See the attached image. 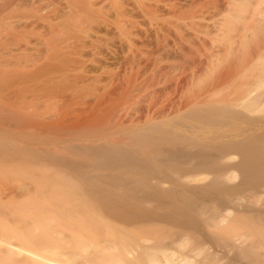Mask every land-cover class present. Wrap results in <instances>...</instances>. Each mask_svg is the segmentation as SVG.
Wrapping results in <instances>:
<instances>
[{
    "label": "bare ground",
    "instance_id": "obj_1",
    "mask_svg": "<svg viewBox=\"0 0 264 264\" xmlns=\"http://www.w3.org/2000/svg\"><path fill=\"white\" fill-rule=\"evenodd\" d=\"M6 20L15 30L9 40L44 29L49 49L42 45L54 58L39 70V101L107 67L126 75L124 97L156 86L164 72L185 69L197 27L208 26L211 33L198 31L219 44L236 33L239 46L211 50L214 42L207 39L209 49L201 36L211 54L202 76L232 57L223 80L172 112L83 129L60 150L50 137L28 140V119L0 106V177L37 190L20 201L0 198V264H264V0H0ZM255 35L261 41L248 58ZM10 120L24 133H12ZM211 243L222 254L209 251ZM229 253L235 259L222 263Z\"/></svg>",
    "mask_w": 264,
    "mask_h": 264
},
{
    "label": "rangeland",
    "instance_id": "obj_2",
    "mask_svg": "<svg viewBox=\"0 0 264 264\" xmlns=\"http://www.w3.org/2000/svg\"><path fill=\"white\" fill-rule=\"evenodd\" d=\"M11 20H18V19L13 18ZM0 22H1L0 28L2 30H3V28L5 30L7 25L10 24L9 23L10 20L0 21ZM16 23H17L16 26H18L19 22H16ZM11 24H13V22ZM10 26L12 27V25H10ZM16 26L14 27V29L16 28ZM9 27H8V29H6L7 33L4 30H3L4 33L0 32V36H1L0 37V44L2 43L0 46V56H1L0 58H2V59H0V83H2L0 85V87H1L0 88V99L2 100L1 94H2L3 98H4L5 94L8 92H9V94H12L14 91L11 89L14 86H15V88H13L14 90H16V91L19 90L22 92L24 91L23 92L24 94L21 92H18V93L23 94L22 97H20V95L15 96L17 94V92L13 93V94L16 93L15 95L12 94L13 97H11L12 95L9 96V94H7V96L11 97V99H9V97H8V99L12 100L11 101L12 105H9L10 102H8L9 101L8 100V101H5L7 104H5L3 102L2 104L0 103V106H2L3 109L6 108L7 111L10 110L11 113L21 114L22 116H25L28 119L27 122L24 124V126L26 128L21 126L22 128H24L22 130L28 132V134H29L28 140H33L35 135H40L41 138L42 137H45V138L50 137L54 142V144L52 145L53 148L55 149V147H56V148H58V150H60V148L62 149L64 146L68 145V143H70V144L73 143V141L67 142L66 139L67 138L72 139L74 136H76L78 134L79 131H81L83 129L85 130V129H91V128H96V127L98 128V127L104 126L106 124H109L111 126H119L121 123L127 125L128 123H126V122H128L130 120H132L134 122H141V121H144L143 119L146 117L155 116V114L158 115V111L162 112L163 109L168 110L171 108L170 112H172L176 109L177 105H178L177 108H179V107H182L183 105H185L186 102L189 103L196 96H197L196 98H200L199 96L201 94L203 95V93H206L205 90H207V87L209 89L212 88L214 86V85L212 86V84H215L216 80L220 79L219 75L221 76V74L224 71V68L227 69L226 66H228L230 64V61L232 60L231 59L232 57L230 58L228 56V60H227L226 56L222 55L223 57L221 56V58L224 59V57H225V59L228 62L224 60L223 61L224 63H221V61L219 59V62H218L219 64L218 63L217 64H218V66H221V65L222 66L218 67V66H216L217 64L214 63L215 68L213 67L214 66V64H213L212 70L209 69L210 66H209V68L206 67L209 70V71L206 70L208 72H206L204 69L206 74L209 73V75L205 74V76H202V74H204L203 68H205V66L209 65V64H206V63H209V60H210V59L207 60V57H209L208 56V54H209L208 48L210 49V46H212L210 44L212 42L216 43L217 40L212 39V37H213L212 34L210 35L208 32H206V30L207 31L209 30L208 28H206L208 26H206V27L202 26L200 28L197 27V33L192 29H191L192 31L189 30L190 32H193V33H190L191 34L190 36L193 37V35H195L193 37V40L195 39L197 41L200 40L201 36H203V37L205 36L206 39L204 38L203 41L206 40L205 42H207L208 41L207 39H209L211 41V43L209 41L210 44L207 42L209 47L207 48V46H206V48H204L203 46H201L202 43L207 45V43L202 42V38L199 41L200 43L198 42L196 45H191L192 43L194 44V42H192L193 40L191 39V41H190L191 44L187 43V45L189 47L194 46V48L191 47V49H193V50L190 49L191 50V52H190L188 46H186L188 48V50H187V48H186V50L189 51L190 53L188 52V56L187 57L185 56V58H184V59L187 58L186 60H184L186 62V63L184 62L185 63L184 64L185 69L183 70L180 67V68H177L174 70L164 72L161 75V81L158 82V85L154 81L156 86L150 85L149 86L150 88L147 87L148 89L145 88V89L141 90L140 92L133 93L131 95H128L127 97H124L123 92L125 91V89L127 87L126 86V83H127L126 75L124 73H122L120 71V69H118V68L107 67V68H103L102 71L99 72V74L97 72V76H96V74H94V76H96V78H92V80H89L86 83H80L78 85V87H79L78 89H75V87H73V86H69L66 89V91L61 93V94H63V96L58 95L55 100L54 99L45 100L46 101L45 102V101H43V98H41L40 101L38 99L39 97H41V88L39 87L40 90L34 89V88H36L35 87L36 85L37 86L42 85L43 77L39 73L41 65L45 64L48 61L49 62L52 61L51 57L54 58L52 51L50 50L51 51L50 53L47 51L48 44H46L47 43L46 38H45V36H43L44 34L42 33V32H44L43 31L44 29H39L34 34L30 33L27 37L24 38L25 41L30 40L29 41L30 43H28L27 41L23 43L22 41H24V40H21V39L16 40L17 42L14 41L15 39H10V40L8 39V38H10L8 34H10L12 32L14 33V31H15V30L9 31L10 30ZM203 27L206 29L205 31L201 30L202 33L205 32L204 34H202L200 32V30L198 31V29H201ZM1 29H0V31H1ZM12 29H13V27H12ZM209 32L211 33L210 30H209ZM4 34H6V36ZM207 34L210 36H207ZM3 36L6 38L8 36V38H7L8 40L6 41V38L2 39ZM30 36H33L32 38L35 37L34 38L35 41H34V39L31 40ZM231 36L233 37V35H231ZM235 36H236V33H234V37H233V40L231 39L232 40L231 42H225L224 41V42H220V44H219L218 43L219 40H218L217 44L213 43L211 50L213 47H214V49L219 50L220 48L218 49V47H219L218 45H221L220 47H223V48L226 47V50H227V48L232 50L233 49L232 47L235 48V47L239 46L238 42H237L239 39L235 38ZM255 36L250 40L248 48H247V53H245V54H247L248 58H252L256 55L257 46L259 44V41H261V40H258L256 42L257 36L256 37ZM196 38H198V39H196ZM42 39H44V40L42 41ZM189 40L190 39L188 38V41ZM212 40H214V41H212ZM225 40L228 41L227 38ZM220 41H221V39H220ZM229 41H230V39H229ZM41 42H43V43H41ZM9 43H11V44H9ZM44 43L47 45L46 47H45V45H42ZM232 43H236V44L232 45ZM39 44H40V46H39ZM19 45L23 46L24 48H25V46L28 45L29 48L26 51H24V50L20 51V49L22 47H19ZM37 45H38V47H37ZM198 45H200V46L198 47ZM215 45H217L218 47ZM229 45H232V47L230 46L231 47L230 48ZM43 46L46 49H44ZM17 48H20V49H17ZM223 48H221L220 50H223ZM48 49H49V46H48ZM3 50L4 51L6 50V51L4 52ZM15 50H17V51H15ZM9 51L14 53L15 56H14V54H12ZM46 51L48 53L45 56ZM213 51H212V53H213ZM224 51H225V49H224ZM224 51H222V52H224ZM7 52L11 53L12 56H11V54L7 55ZM186 52H185V55H187ZM241 52H244L243 49H241ZM21 53H22V55H21ZM2 54H4V55H2ZM40 55H42V56L44 55L43 56L44 58H42V56H40ZM209 55H211V54H209ZM18 56H20V57H18ZM9 57H10V59H8ZM48 57H50V60ZM12 58H14L15 60ZM229 58H230V60H229ZM3 59H4V61H3ZM61 59H63V57L60 58L59 60L62 61ZM1 61L6 62V63H3ZM40 61H41V63H40ZM53 61H54V59H53ZM60 61H58V65H60L63 62V61L62 62H60ZM7 63H9V64L7 65ZM220 63H221V65H220ZM231 63H232V61H231ZM203 64L204 65L206 64V65L204 66ZM179 65H180V63H179ZM230 65H232V64H230ZM187 66H189V67L192 66V68L190 69ZM186 67H187V69H186ZM220 68L222 69L221 73H220ZM200 70L203 73H201ZM183 71H185V72H183ZM218 71L220 74H218ZM214 73H215V75H214ZM18 74H20V76ZM22 74H24V75H22ZM181 74H183V77L181 76ZM225 74L223 73V75H225ZM215 77H216V79H214ZM222 77L220 80H223ZM6 80H7V82H6ZM198 81H201L202 83L200 84V83H198ZM211 82H213V83H211ZM217 82L219 83V81H217ZM237 83L238 82H235V84H237ZM29 84H31V86ZM10 85H12V86H10ZM197 85H198V88L196 87ZM200 85H202V86L204 85V86L202 87ZM210 85L212 87H210ZM2 86H4V87H2ZM151 86H155V88H153ZM232 86L234 87V91H235L237 88L235 87V85H232ZM233 87L230 86V89L232 88L231 90H233ZM37 89H38V87H37ZM157 89H159V90L157 91ZM9 90L12 92H10ZM195 90H196V92L198 91V93H200V94H195L196 93V92H194ZM38 92H39V94H37ZM226 92L227 91H225L223 94H225ZM231 92H233V91H231ZM228 94H230V93L228 92ZM232 95H233V93H232ZM32 96H34L35 98L33 97V99H32ZM196 98H195V100H196ZM4 99L7 100V97H5ZM37 99H38V101H37ZM189 99H190V101H189ZM20 102L22 104H20ZM150 102H152V103L150 104ZM160 102H162L163 104ZM15 103L16 104L18 103L19 106L16 105ZM148 104H150V105H148ZM164 104H167V105L164 106ZM175 104H176V106H175ZM3 105L6 107H4ZM151 105H152V107H151ZM154 105H156V106H154ZM159 105L161 106V109H160ZM10 106H12V107L10 108ZM145 106L147 109L145 108ZM168 107H170V108H168ZM7 108H10V109H7ZM23 108H25V109H23ZM144 108H145V110H144ZM151 109L153 111H151ZM0 112H1V110H0ZM146 112H147V114H146ZM131 117H133V119ZM8 124H10L8 129L12 133H17V132L24 133L23 131L20 130L21 129V128H19L20 125L17 126L20 131L17 129V127H16L17 123H15L14 121L10 120V122H8ZM26 125H28V126L30 125V127H28ZM76 139H81V138L76 136ZM76 142L82 143L83 141L75 140L74 143H76ZM37 145L39 148L45 147V145L43 143H40V142ZM15 168L18 169V168H20V166L16 164ZM25 183H28V181L25 180L24 184ZM22 184H23V180L21 178H18V177L14 178V179H7L6 177H0V198H1V200L6 201V199L8 197H9L8 200H10V197L13 200V198H16L19 195L13 201H16V200L18 201V199L20 201V199L23 197V192H29L30 190H32V191L29 193H32L34 191L33 194H35L37 192V190H36V192H35V190H33L34 188H36V186L34 184L28 183L31 186L30 190L28 189L29 187H27L25 185V187H26V189L24 188L25 191L22 190L23 188H20ZM12 200H10V201H12ZM216 245L217 244H212V243L208 244L207 245L208 250L210 249V250H212V252L215 251L218 255L222 254L220 249L218 250L215 248ZM261 251H264V249L263 250L261 249ZM179 252L180 251L176 252V254L173 256L174 259H178L180 257ZM234 255L235 254H233V253H231V254L229 253L227 255L221 256V262L222 263H229L230 261H233L235 259ZM248 262L245 261V262H240V263L241 264H252V263H250V262L248 263ZM240 263L238 262V264H240Z\"/></svg>",
    "mask_w": 264,
    "mask_h": 264
}]
</instances>
